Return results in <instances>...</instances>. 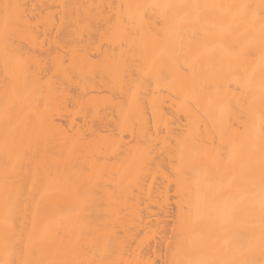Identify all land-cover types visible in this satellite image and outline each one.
Segmentation results:
<instances>
[{"label": "bare ground", "instance_id": "1", "mask_svg": "<svg viewBox=\"0 0 264 264\" xmlns=\"http://www.w3.org/2000/svg\"><path fill=\"white\" fill-rule=\"evenodd\" d=\"M156 258L264 264V0H0V264Z\"/></svg>", "mask_w": 264, "mask_h": 264}, {"label": "rangeland", "instance_id": "2", "mask_svg": "<svg viewBox=\"0 0 264 264\" xmlns=\"http://www.w3.org/2000/svg\"><path fill=\"white\" fill-rule=\"evenodd\" d=\"M45 44H46V43H44V46H45ZM46 46H47V45H46ZM47 47H48V46H47ZM51 48H52V47H51ZM52 50H53V53H54V50H56V49H55V48H52L51 50L49 49L50 53H52V52H51ZM57 50H58V49H57ZM31 51L34 53L33 50H31ZM46 51H47V50L43 51L44 54H41V52H40V50H39L40 55H41V56L44 55V58H45V52H46ZM32 52H31V54H32ZM39 52H38V53H39ZM43 52H42V53H43ZM56 52H57V51H56ZM56 52H55V53H56ZM59 52H60V51H59ZM59 52H57V53H59ZM46 53H47V52H46ZM34 55H35V57L37 56L38 58H41V56H40L39 54H36V51H35V54H34ZM34 55H32V56H34ZM38 55H39L40 57H39ZM48 55H49V53H48ZM50 55H51V54H50ZM56 55H57V54H56ZM56 55H55V56H56ZM52 56H54V55H51V57H52ZM55 56H54V57H55ZM46 57H50V56H47V55H46ZM91 57H92V56H91ZM93 57H94V55H93ZM44 58H43V59H44ZM52 58H53V57H52ZM35 59H36V58H35ZM46 59H47V58H46ZM46 59H45L44 61H43V60L41 61L40 59L38 60V61H40V64H41V62H42V64L39 65V68H41V66L44 64L43 62H45ZM50 60H52V59H50ZM38 61H37V62L34 61V62H35V63H39ZM48 61H49V60H48ZM31 62L33 63V61H31ZM50 62H51V61H50ZM50 62H45V63H49V64L51 65ZM45 65H46V64H45ZM31 66H32L31 68H33L34 65H31ZM35 66H36V67H34V68H37V64H36ZM48 66H49V65H48ZM43 67H44V66H43ZM46 68H47V65H46ZM51 73H52V72H51ZM49 74H50V73H49ZM44 78H46V77L44 76ZM91 91L94 92V94L96 93L94 90H91V89H90V91L88 90L87 92L89 93V92H91ZM85 92H86V91H85ZM87 92H86V93H87ZM92 92H91V93H92ZM104 92H105V91H104ZM104 92H102V93H104ZM86 93H85L84 95H85V96H86V95L88 96V93H87V94H86ZM100 93H101V92H100ZM105 93L108 94L107 92H105ZM82 94H83V93H82ZM89 94H90V93H89ZM92 94H93V93H92ZM92 94H90V95L92 96ZM98 94H99V93H98ZM79 95H80V97H81V94H79ZM95 96L97 97V95H95ZM95 96L93 95L91 98H95ZM99 96L101 97V95H99ZM104 96H107V95H104ZM82 97H83V96H82ZM89 97H90V96H89ZM89 97L85 98V100L88 99ZM91 98H89V99H91ZM91 100H92V99H91ZM80 101H81V98H80ZM80 101H79V102H80ZM88 101H89V100H88ZM77 102H78V101H77ZM90 102H91V101H90ZM83 103H86V102L83 101ZM83 103L81 102L82 107H83V105H84ZM76 104H78V103H76ZM76 104H75V106H76ZM100 104L102 105V103H100ZM69 105H70V104H69ZM75 106H74V104H73V107L76 109ZM77 106H78V105H77ZM86 106H87V105H86ZM86 106H85V107H86ZM98 106H99V105H98ZM69 107H70V106H69ZM69 107L67 106L68 111H69ZM71 107H72V106H71ZM73 107H72V108H73ZM79 107H80V105H79ZM87 107H88V106H87ZM99 107H101V106H99ZM104 107H105V105H104ZM104 107H103V108H104ZM72 108H70V109L72 110ZM74 108H73V111H74V112L71 111V113L74 114L73 116H75L74 118L72 117L73 120H74V121H72V122H74V123H73V126L77 123V119H78V121L80 122L79 119L81 118V117H78V116H79L78 114H81V113L76 114L77 116L75 115L76 110H75ZM67 109H66V111H67ZM80 109H81V108H80ZM98 109H99V108H98ZM101 109H102V107H101ZM59 110H60V109H59ZM59 110H57V112H58ZM61 110H62V111H61ZM61 110H60V112H63V113L65 112V110H63V109H61ZM81 111L83 112V110H81ZM81 111H77V112H81ZM53 112L55 113V111H53ZM53 112H52V113H53ZM54 113H53V116L56 117ZM66 113H67V112H65V114H66ZM59 114H60V113H59ZM60 115L62 116V113H61ZM66 115L70 117L69 114H66ZM66 115H64V116L67 117ZM61 116H59V118H60ZM64 116H63V117H64ZM71 116H72V115H71ZM80 116H81V115H80ZM65 117H64V119H65ZM76 117H77V119H75ZM59 118H58V119H59ZM67 118H68V117H67ZM67 118H66V119H67ZM58 119H57V120H58ZM62 119H63V118H62ZM64 119H63V120H64ZM63 120H61V118H60L61 123H64V122L66 123V122L69 120V118H68L66 121L62 122ZM70 120H71V118H70ZM75 120H76V121H75ZM75 122H76V123H75ZM81 122H82V120H81ZM81 122H80V123H81ZM76 125L78 126V124H76ZM82 125H83V124H81V126H82ZM79 126H80V124H79ZM81 126H80V128H81ZM83 126H84V125H83ZM89 126H91V125H89ZM110 127H111L110 130L114 128V126H110ZM112 127H113V128H112ZM83 128L86 129L85 127H83ZM74 129H76L75 126H74V128H73L72 130H74ZM116 129H118V128L116 127ZM79 130H80V132H81V129H79ZM114 130H115V129H114ZM85 131H86V130H85ZM112 131H113V130H112ZM117 131H118V132H115V133H117V135H116L114 132H110V133H111V135H116V137H118V133L122 132V130L120 131V129H118ZM83 132H84V130H83ZM87 133H88V132H87ZM112 133H113V134H112ZM83 134H84V133H83ZM85 134H86V133H85ZM85 134H84V135H85ZM124 134H125L124 136H123V134H122V136H121V135H120V136H121L122 138H123V137L126 138L125 140H128V138H127L128 136L126 135L125 132H124ZM86 135H87V137L89 136L88 134H86ZM86 135H85V136H86ZM126 136H127V137H126ZM121 137H120V138H121ZM113 138H115V137H113ZM120 138H119L118 140H121ZM114 140H117V138H115ZM121 142H122V144H124L123 141H120V143H121ZM125 142H126V141H125ZM116 143H118V141H117ZM120 143H119L118 145H121ZM122 147H123V145H122ZM119 148H121V146H119ZM109 158H110V161H111V159H113V158H111V157H109ZM108 160H109V159H108ZM113 161H114V160H113ZM113 161H111V162H113ZM111 162H110V163H111ZM108 163H109V161H108ZM105 177H107V176H105ZM106 179H107V178H106ZM98 181H99V180H98ZM97 186H98V184H97ZM169 188L171 189V187H169ZM170 189H169V191H168V193H167L168 196L170 195V196L168 197L169 200H170V199H173V197H172L173 195H171L173 192L169 194V192H171ZM172 189H173V188H172ZM172 191H173V190H172ZM169 202H171V200H170ZM169 204H170V205H169ZM169 204H168L169 208L167 207L169 210H168V209H167V210L169 211V214H173V212H174V211H173L174 208H173V206H172L173 203H169ZM171 204H172V205H171ZM170 206H171L173 209H171ZM151 209H154V208L152 207ZM170 210H171V213H170ZM172 211H173V212H172ZM170 219H171V218H169V219H168L169 221H167V222H170ZM171 223H172V222H171ZM171 223H170V224H171ZM167 224H169V223H167ZM170 224H169V225H170ZM167 231H168V230H167ZM167 233H168V234H167L166 237L169 236V231H168ZM148 234H150V233H148ZM141 235H143V233H142ZM139 237H140V236H139ZM143 237H144V236H143ZM148 237H149V236H148ZM141 238H142V237H141ZM151 238H152V240H153V239H155V240L157 239V238H154V237H150V239H151ZM148 240H149V238H148ZM148 240H147V242H148ZM152 240H150V241H151L152 244H153V242H154L155 240H154V241H152ZM157 240H158V239H157ZM147 245H151V244L148 243ZM160 249H161V247H160ZM162 249L164 250V247H163ZM162 249H161L160 251H163ZM164 251H165V250H164ZM164 251H163V252H164ZM163 252H161L160 254H162ZM163 254H164V253H163ZM163 254H162V255H163ZM161 257H162V256H161ZM162 258H163V257H162ZM162 258H160V260H161ZM157 259H158V258H156V262H157V263H155V260H154V264H158ZM158 260H159V259H158ZM160 263L162 264V260H161ZM160 263H159V264H160Z\"/></svg>", "mask_w": 264, "mask_h": 264}]
</instances>
